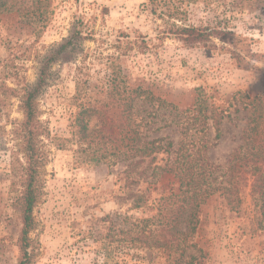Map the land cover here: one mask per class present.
I'll list each match as a JSON object with an SVG mask.
<instances>
[{
  "label": "rangeland",
  "instance_id": "rangeland-1",
  "mask_svg": "<svg viewBox=\"0 0 264 264\" xmlns=\"http://www.w3.org/2000/svg\"><path fill=\"white\" fill-rule=\"evenodd\" d=\"M3 1L14 11L0 15V264H19L21 257L27 155L20 100L42 60L75 31L82 34L79 47L49 64L37 100L40 167L30 264H177L163 249L125 243L107 219L122 227L126 217L141 215L126 201L124 162L114 153L128 147L142 119L159 115L149 102H134L132 113L129 105L139 87L179 110L204 90L227 111L222 138L209 153L225 166L248 121L244 95L264 92V0ZM78 117L88 121L86 139ZM150 130L144 132L159 139L182 135ZM160 159L163 165L168 157ZM133 188L158 199L178 183L161 173ZM260 221L249 189L239 213L219 195L210 197L191 238L198 248L185 264L189 257L193 264H264Z\"/></svg>",
  "mask_w": 264,
  "mask_h": 264
},
{
  "label": "trees",
  "instance_id": "trees-1",
  "mask_svg": "<svg viewBox=\"0 0 264 264\" xmlns=\"http://www.w3.org/2000/svg\"><path fill=\"white\" fill-rule=\"evenodd\" d=\"M13 11L7 2L0 0V15L11 14ZM43 16L44 13L40 12L35 18L41 21ZM81 36V32L75 31L66 43L49 52V57L42 60L37 81L25 87L20 100L25 115L23 127L27 179L20 199L23 226L19 238V264L31 262L29 234L34 228L33 211L38 200L40 156L36 142L37 100L47 85L49 64L73 53L80 45ZM136 91L138 95L132 98L129 112L135 110L134 102L143 104L146 101L152 104L159 118L142 119L134 136L128 138V147L121 153H114V156L122 157L124 162L122 175L125 176L130 192L126 201H130L131 210H137L141 215L126 217L128 224L122 227L108 217L113 234L123 236L125 243L163 249L169 259H175L177 264H185V255L198 248L191 238L197 232L201 207L206 200L219 195L231 211L239 213L248 189L254 210L261 220L259 227L264 229V92L254 96L244 95L242 107L247 112L248 121L242 130L241 143L226 165L221 166L210 159L209 153L213 146L211 143L222 138L221 126L228 115L226 109L211 101V95L200 89L194 103L179 110L150 92L145 97L147 91L142 87ZM76 126L80 128L82 139L89 137L88 121L78 117ZM146 127H150L152 132L154 128H173L182 135L177 141L171 137L159 139L148 136L149 133L144 132ZM161 155L168 157L163 165L159 164ZM161 173L172 177L178 183V190H170L168 194L162 192L158 199L141 189L133 190L134 186H140L148 178L157 177ZM183 223H186L188 230L186 239L185 231H182ZM187 237H190L189 241ZM189 258L188 264H193L195 257Z\"/></svg>",
  "mask_w": 264,
  "mask_h": 264
}]
</instances>
